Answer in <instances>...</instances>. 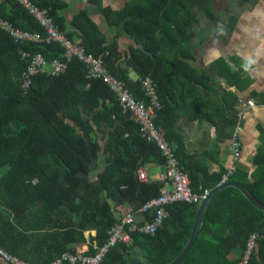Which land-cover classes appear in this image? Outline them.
Returning a JSON list of instances; mask_svg holds the SVG:
<instances>
[{
    "label": "trees",
    "instance_id": "trees-1",
    "mask_svg": "<svg viewBox=\"0 0 264 264\" xmlns=\"http://www.w3.org/2000/svg\"><path fill=\"white\" fill-rule=\"evenodd\" d=\"M32 1L49 12L69 39H80L88 54L103 55L107 69L138 100H146L142 79L153 80L162 106L155 123L163 129L179 166L190 174L196 193L216 191L227 170L210 174L195 162L175 126L182 117L220 119L228 111L220 95L208 101L201 86L213 89L211 76L194 65L199 25L203 18H215L217 0H131L121 10L104 6L107 0H87L117 29L111 42L88 10L74 14L68 24L65 0ZM0 15L23 30L44 32L17 0H0ZM121 36L132 41L124 52ZM24 52L30 55L23 57ZM36 53L50 62L63 50L58 44L19 45L0 30V246L43 264L72 251L71 245L84 241L88 231H97L93 242L107 243L109 232L126 215H121V207L137 214L140 222L152 221L155 210L140 211L160 196L163 184L142 182L139 171L153 164L164 166L166 159L143 137L109 86L88 79L76 58L63 74H38L25 91L23 74ZM216 64L221 74L229 70L223 59ZM102 156L106 165L100 171ZM254 162L257 170L251 178L236 170L230 180L264 204V145ZM200 205L170 206V217L155 235L131 232L132 240L113 247L103 264H131L136 248L143 250L149 264H171L192 237ZM52 229L61 230L57 256L39 261L20 253L27 240ZM255 233L262 238L252 264H264V212L231 187L208 208L200 236L182 264H238L232 255L245 249Z\"/></svg>",
    "mask_w": 264,
    "mask_h": 264
},
{
    "label": "crops",
    "instance_id": "crops-1",
    "mask_svg": "<svg viewBox=\"0 0 264 264\" xmlns=\"http://www.w3.org/2000/svg\"><path fill=\"white\" fill-rule=\"evenodd\" d=\"M65 1L69 4V9L64 11L68 24L74 14L86 9L103 34H108L107 40H114L117 29L109 26L102 16L97 15L87 0ZM130 1L107 0L104 6L121 10ZM215 10V18H203V23L198 28L194 65L211 76L213 89L201 86L208 101L220 95L225 106H228V111L220 119L218 116L198 119L182 117L177 121L175 128L183 141L186 153L195 162L202 164L210 174H219L234 165L235 171L246 172L251 178L257 170L255 157L264 145V0H217ZM95 14L97 16H94ZM119 44L120 50L124 52L132 41L127 36H121ZM257 53L261 55L257 56ZM249 56L257 58L258 64L254 65L250 72H246L243 64ZM222 59L229 68L225 74L220 73L221 67L216 64ZM242 98L254 99L257 105H242ZM238 140L242 144L241 154L235 156ZM146 170L151 181H159L161 166L149 165ZM119 209L123 216L130 211L125 207ZM59 231L61 230L52 229L27 240L20 253L31 260L39 261L57 256L55 246L60 241ZM85 236L84 241L71 245L72 252L90 255L95 253L94 247L99 245L93 242L97 231H88ZM134 254L133 260L149 264L142 249L136 248ZM231 259H238L237 254L234 253ZM0 264L10 263L0 258Z\"/></svg>",
    "mask_w": 264,
    "mask_h": 264
},
{
    "label": "built area",
    "instance_id": "built-area-1",
    "mask_svg": "<svg viewBox=\"0 0 264 264\" xmlns=\"http://www.w3.org/2000/svg\"><path fill=\"white\" fill-rule=\"evenodd\" d=\"M17 1L36 19L44 32L39 33L23 30L4 19L1 15L0 30L6 32L19 45L31 43L58 44L63 50L62 55L54 58L50 62L41 53L32 54L30 56V63L23 74L22 88L27 91L33 83V78L38 74L48 73L60 75L65 73L68 62L76 58L84 64L88 79H100L109 86L110 90L119 100L123 110L130 113L132 119L141 127L143 137L147 141L155 143L166 159V164L161 166L162 172L159 178V181L163 184L161 194L140 211V213H147L155 210L156 214L152 221L140 222L137 214L129 212L124 216L122 223L118 224L116 228L109 232L110 238L108 242L102 246L96 245L94 247L95 253L93 255L68 251L61 254L52 262L45 263L103 264L113 247L120 242H130L132 240L131 232L155 235L170 217V206L181 202L202 204L212 194V191L206 190L204 194H198L193 190L190 174L186 173L179 166L174 150L167 141L163 129L156 125L157 112L162 106L151 78L147 77L142 79V88L145 92L146 100H138L126 84L107 69L103 55L94 56L88 54L82 46L80 39H69L60 30L59 25L50 16L49 12L46 9H41L32 0ZM29 55L27 52L23 53V57ZM46 66H50L51 70L47 71ZM240 103L249 107H255L257 105L254 99L246 98H242ZM241 145V142L238 140L236 142L235 156L241 154ZM234 171L235 167L231 165L219 186L228 183ZM139 176L142 182H151L146 168H142L139 171ZM261 238V234H253L238 264H252L258 248V242ZM0 258L10 264H36L12 254L1 246Z\"/></svg>",
    "mask_w": 264,
    "mask_h": 264
},
{
    "label": "water",
    "instance_id": "water-1",
    "mask_svg": "<svg viewBox=\"0 0 264 264\" xmlns=\"http://www.w3.org/2000/svg\"><path fill=\"white\" fill-rule=\"evenodd\" d=\"M231 187L237 188L238 190H240L242 192V194L256 208H258L264 212V204L261 203L246 187H244L243 185H241L235 181L229 180L228 183L219 186L216 191H213L212 194L202 202V204L200 205V208H199V212H198V216H197V220H196V224H195V229H194V232L192 234V237H191L189 243L187 244L186 248L182 252V254L171 264H182L187 259V257L189 256L190 252L194 248V246H195V244H196V242L200 236L201 229H202L204 219H205V215H206L208 208L210 207L212 202H214V200L218 196H220L222 193H224L225 190H227ZM236 254H237V258L240 260L244 254V249L243 248L238 249ZM131 264H147V263H144V262H141L138 260H133Z\"/></svg>",
    "mask_w": 264,
    "mask_h": 264
},
{
    "label": "clouds",
    "instance_id": "clouds-1",
    "mask_svg": "<svg viewBox=\"0 0 264 264\" xmlns=\"http://www.w3.org/2000/svg\"><path fill=\"white\" fill-rule=\"evenodd\" d=\"M261 54L260 53H257V56H260ZM258 64V59L257 58H254L252 56H249L247 57V59L245 60L244 64H243V67H244V70L246 72H250L253 68L254 65H257Z\"/></svg>",
    "mask_w": 264,
    "mask_h": 264
},
{
    "label": "rangeland",
    "instance_id": "rangeland-1",
    "mask_svg": "<svg viewBox=\"0 0 264 264\" xmlns=\"http://www.w3.org/2000/svg\"><path fill=\"white\" fill-rule=\"evenodd\" d=\"M97 15H98V14H97ZM97 15L95 14L94 16H97ZM95 19H96V18H95ZM202 23H203V22H201V24H200L199 26H201ZM107 31H108V30H107ZM105 34H106V33H105ZM106 36L109 37L108 34H106ZM46 69H47V70H51V67L46 66ZM131 76H132L134 79H137V78H138V76H137L134 72H131ZM105 165H106V160H105V157L102 156L101 161H100V171H102V170L104 169ZM6 170H7V169H4L2 172H5Z\"/></svg>",
    "mask_w": 264,
    "mask_h": 264
}]
</instances>
